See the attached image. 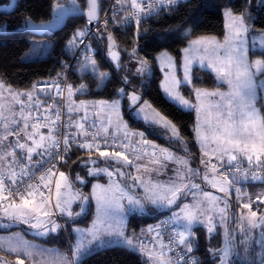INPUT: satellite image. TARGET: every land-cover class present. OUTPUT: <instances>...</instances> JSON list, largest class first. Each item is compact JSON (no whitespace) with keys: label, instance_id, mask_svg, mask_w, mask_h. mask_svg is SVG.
<instances>
[{"label":"snow or ice","instance_id":"obj_1","mask_svg":"<svg viewBox=\"0 0 264 264\" xmlns=\"http://www.w3.org/2000/svg\"><path fill=\"white\" fill-rule=\"evenodd\" d=\"M179 3L180 0H116V5H120V8H116L115 5L112 6V20L105 19L104 25L107 28V25L112 22L120 27L134 20L136 36L140 37L142 17L158 15L161 12H171ZM129 4L130 7H125ZM260 4L264 6V0H260ZM70 5L74 9L78 8L76 0H70ZM15 6L16 0H12V3L4 7V11ZM86 9L88 24L93 21L99 22L98 12L101 10V6L98 0H86ZM121 9L126 15H116ZM52 11L55 13L54 19L34 24L31 18H26L25 26L50 29L63 19L68 9L65 5L56 3ZM224 16L227 23L223 43H220L215 37L201 36L190 39L188 46L181 49V52L184 53L182 79L177 78V64L173 57L167 51L159 53L156 60L159 61L162 70L167 69L164 80L161 82V88L164 94L180 108L196 111L197 123L194 126V131L204 155L209 154L207 149L209 144H212L215 146L212 152L219 155L221 167L224 157H227L229 171L233 167V162L239 158L246 159L250 166L254 164L257 168H264V114L261 113V108H264V103H261V100H264V97L258 99L257 95V87L264 88V79L257 81L258 76H264V59L249 60L248 38L256 30L248 12H241L237 15L229 7L225 9ZM0 28L6 31L8 21L0 23ZM143 31L147 32L146 29ZM190 32L191 29L185 34L186 38ZM256 34L260 37V47L264 48V29L259 30ZM89 35L90 29L87 26L84 29H77L69 43L73 46L77 42L83 44ZM103 38L102 33L100 39ZM107 40L109 56L119 68L120 54L114 50L116 47L115 38L109 33ZM252 43L255 47L256 40H253ZM131 55L136 56L135 49ZM197 61L202 68L206 67L213 72L218 82L227 84L228 91L222 92L219 89L208 91L194 87L193 64ZM137 63L139 67L136 68L133 76L147 77L151 72V62L146 58H138ZM88 67H91L93 75L100 80L109 75L107 72H97L96 61L85 56L82 68ZM57 75L59 76L60 73ZM123 82L127 86L132 83V80L126 74ZM53 86L56 89V96L63 97L61 85L54 83ZM189 86L192 87L196 103H192L182 94V89ZM87 87L86 84H80L74 89L73 85H66L65 106L67 112L69 114L78 113L81 108H84L85 115L80 119H75L70 115L67 122H62L61 106L55 103V98H53L52 104L43 107L44 101L38 98L33 100L35 85H33V91L27 93L13 92L0 79V90L8 91L12 101L21 105L18 115L20 121L23 122L21 127L15 119L17 113L13 112L10 106L0 104V119L4 121L3 131L0 134V217L27 224L32 229L39 230L41 235L56 233L64 227L53 218L57 214L60 218H67L66 224L75 223L76 218L85 211L84 204L89 202V196L84 195L79 190L73 191V178L70 174L60 171L57 164L53 162L60 161L66 164L73 147L88 151L86 161L78 158L79 163L87 168V176H99L103 173L109 177L108 186L100 184L92 186L91 199L96 201L97 218L92 227L87 229L76 227L71 230L78 234V240L71 246L70 255L57 254L55 259H36V257L45 256L44 250L34 251L26 243L22 241L13 242L11 239L7 242L6 247L0 245V248L16 254L15 264H25V259L30 260L32 264H78L82 255L87 254L91 247L97 245V242H100V246H102V237L115 236L129 247L138 250L142 255L146 254L149 264H199L194 256H190L197 239L193 226L200 224L211 235L217 229L215 223L217 218L221 226L230 218L227 202H225L224 207H220L221 197L204 191L200 184L194 182L200 175L199 169L188 167L186 159L177 158L176 154L169 148L160 147L148 139V135L162 134L169 143H184L177 125L149 101L143 100L142 95L135 88L130 92L126 90V87L119 88L117 95H127L131 113L136 120H142L147 126L145 131L130 130L129 124L120 115L119 99L110 102H94L93 106H99L100 111L107 109V124L101 123L95 132L90 131V128L95 127V123L93 122L88 126L85 124L88 120V103L81 101L77 105L72 100L74 90L82 92ZM24 95L28 97L27 104L21 100ZM210 97H219L220 100L211 103L209 102ZM258 104L260 107H257ZM33 108L36 109L35 116L32 113ZM52 109L55 111L53 112ZM5 112H12V118L6 116ZM99 114L100 112H97V116ZM12 125L15 127L13 128ZM73 127L76 132L68 131ZM112 127L115 128V131L111 133L112 144L109 146V129ZM43 128L48 130L46 135L41 132ZM118 132L123 133V140L117 148L116 135ZM61 135L63 136L62 143ZM10 136L16 137L14 144L12 142L5 143ZM102 143L104 145L103 150ZM109 147L113 150H108ZM149 147L152 149L150 156ZM129 149L136 154V160L142 158L140 155L142 153L143 156H149V162L152 165L160 166L164 161H174L180 167L175 170V177L170 178L167 182L153 181L151 178L143 179L140 175H135L130 176L132 185L121 186L112 180L114 172L109 170L108 165L114 160L116 164H120L122 161L125 166H133L134 161L126 154ZM93 151L97 153L99 158H103L105 167H100L98 160L93 159ZM35 156H39L41 159L34 161ZM204 163L205 161L202 159L201 164ZM88 164L93 166L88 167ZM45 165L49 166L45 168ZM134 166L137 168V172L143 167L145 172L157 171L158 173V168H149L147 165L141 166L139 164ZM217 168L218 166L213 164L211 171L214 175L209 178L205 173L203 179L218 192L227 194L237 177L235 175L230 177L227 172H220L215 175ZM182 169H186V171ZM37 171L40 172L38 177L36 176ZM115 171L121 177L125 176V173L119 168H116ZM237 171H239L238 166ZM243 178H248L246 172L243 174ZM252 178L259 179L260 177L253 173ZM74 180L81 184L86 182L85 176L79 172ZM53 181L55 183L54 193ZM135 185L143 187L145 192L143 199L130 195L126 190L127 187ZM239 191L237 189L238 193ZM189 193L193 196L192 203L183 204L180 207L177 202ZM123 199L128 201V211L143 212L149 204L156 210L171 208L172 206L180 207L179 213L173 212L172 216L162 221L161 225L155 229L149 226V232L155 231L153 240L158 242L159 250H157L156 244L149 250L148 246L139 239L126 235L119 227L118 219L115 225L110 222L112 218L117 217L125 210L120 203ZM257 200L264 203V199H261L260 196H257ZM76 201L81 202L80 212L73 210L72 206ZM241 207L248 210L247 215L241 214L240 216V228L245 237L242 242L246 245L245 253L249 252L247 247L251 240L249 233L254 229H260L259 239L256 243L264 249V215L258 216L257 211L252 209L251 200L248 203H243ZM169 226H172V230L168 236V244H165L161 235V228H168ZM229 236V231L225 229L223 246L209 249L216 258L217 264H230V257L234 254V248ZM177 247L181 249L180 252L176 251ZM165 249L168 252H173L174 255L168 256ZM21 255L25 259L20 258ZM257 256L259 257V264H264V250L257 253ZM244 260L247 261V256L244 257ZM0 264H11V262L0 256Z\"/></svg>","mask_w":264,"mask_h":264},{"label":"trees","instance_id":"obj_2","mask_svg":"<svg viewBox=\"0 0 264 264\" xmlns=\"http://www.w3.org/2000/svg\"><path fill=\"white\" fill-rule=\"evenodd\" d=\"M67 4L66 0H16V6L13 10L5 12L0 11V23L8 21L7 30L0 28V79L4 84L20 90H28L33 85L46 80L58 79V73H62L66 63L71 57V46L69 40L71 35L77 29H84L87 21L84 17H74L60 29L54 32H46L43 35H36L26 30L25 19L31 18L35 24L47 22L54 19L53 7L55 2ZM10 0H0V5H6ZM81 10H86V0H76ZM101 4V0H99ZM232 8L236 14L247 11L252 17L254 29H264V6H261L260 0H186L180 2L171 12H167L152 20L140 37L129 38L121 35L112 27L101 28L91 39V47L94 49L93 56L99 66L104 70H110L111 75L102 88H98L99 79L91 73H81L77 68L72 72L70 84L74 89L80 84H86V90L78 91L77 98L80 100H112L116 98L117 89L126 87L131 90L135 88L142 95L143 100L149 101L155 108L162 112L168 119L172 120L178 127L180 135L190 146L191 155L194 157V163L199 159L198 147L194 139L195 115L192 111H186L169 101L162 93L160 82L162 73L156 64V56L167 51L176 60L177 64L181 62L182 52L190 39L201 36H212L222 38L225 34L223 12L226 8ZM191 32L185 36L186 33ZM103 33V39H100ZM111 33L115 38L118 51L120 52V67L113 68L108 61L107 36ZM33 37H50L54 41V47L51 53L43 60L24 62L22 57L31 46ZM136 50V56L131 52ZM264 51H252L250 57H259ZM136 61H134V58ZM138 58H146L151 62V76L140 77L133 76ZM80 61L79 66L81 65ZM78 66V67H79ZM194 87L201 89H216L222 87L218 84L215 76L208 70L194 67ZM128 75L132 83L125 86L124 76ZM183 95L194 100L192 87H184ZM260 107V105H259ZM125 116L131 121L132 126L145 128L142 122H135L124 106ZM264 114V108H261ZM70 158L66 164H63L62 170L70 175L79 167V160L88 157L87 150H80L73 147ZM79 158V160H78ZM76 161V163H73ZM95 179V178H94ZM89 180L85 186L86 194L89 193ZM250 191L264 187V183H247ZM170 211H160L148 213L146 215L133 214L129 218L128 233H138L144 227L151 223H158L160 218L167 216ZM92 216L90 210L85 218L88 222ZM17 225V226H16ZM9 231L21 229V224H16ZM196 243L192 255L199 261V264H217L216 258L209 251L213 247L214 236L207 240L206 235L201 229L196 228ZM69 238V235H67ZM45 244H57L61 248H66L64 234L61 233L58 239H38ZM215 247V246H214ZM0 256L13 264L16 256L0 252ZM30 264L29 262H25ZM78 264H149L148 257L136 251L121 246L108 247L92 253L85 257Z\"/></svg>","mask_w":264,"mask_h":264},{"label":"rangeland","instance_id":"obj_3","mask_svg":"<svg viewBox=\"0 0 264 264\" xmlns=\"http://www.w3.org/2000/svg\"><path fill=\"white\" fill-rule=\"evenodd\" d=\"M184 1H186V0H180V2H184ZM10 3H12V0H10V2L8 4H10ZM8 4H6V5H8ZM6 5H0V11H4V7ZM13 8H10L8 11L13 10ZM8 11H5V12H8ZM223 18H224V27H225L227 21H226V18L224 16V12H223ZM255 30L256 31L251 33L249 35V38H248V45L247 46L249 48V60L250 61H255L256 59H261L259 57L251 58L250 52H252V51H264V48H261L259 45V38L260 37H259V35L256 34V32H258L259 30H257V29H255ZM225 34H226V28H225ZM225 34L221 39L217 38V37H215V38L220 43H223ZM205 37L211 38L212 36H205ZM196 38H198V37H196ZM196 38H193V39H196ZM253 40H256L255 47H253V43H252ZM187 46H188V43L185 47H187ZM53 47H54V41L50 37H33V38H31V46H30L29 50L22 57V60L24 62L43 60L51 53ZM114 50L118 51V49H115V48H114ZM132 52H131V54H132ZM93 53H94V49L92 47H89L85 56H87L89 59L95 60ZM119 54H120V52H119ZM107 56H108V61L111 64V66L113 68H118L116 66V64L114 62H112L111 57L109 56V53H108V48H107ZM183 57H184V53H182L180 64H177L175 58L173 57L174 61L177 64V73H176L177 78H181V79L183 77V68H182ZM133 58H134V61H136L135 57H133ZM83 63H84V58L82 59L81 65L77 68V71H79L81 73L88 72V73L93 74L91 67L82 68ZM156 64L162 73V80H161V82H162L164 80V75H165V72L167 71V69L162 70L161 66L159 64V61H157V60H156ZM194 67H199L201 69L210 71L206 67L202 68L198 61L193 64V68ZM253 71L255 72V69H253ZM97 72H107L109 74L103 80L99 79L98 88H102L105 85V83L107 82V80L109 79V77L111 75V71L102 69L99 66V64L97 63ZM211 73L215 76V74L213 72H211ZM150 76H151V72L148 74L147 77H150ZM260 79H264V76H258L257 77V81H259ZM161 82H160V88H161ZM217 83L222 85V87H219L216 89H206V90L215 91V90L219 89L222 92L228 91L227 84H222L218 81H217ZM189 87H191V86H189ZM11 90L13 92L27 93L29 91H33V87L28 89V90H20V89H13V88H11ZM126 90L128 92L131 91L128 89H126ZM161 91H162V88H161ZM0 92H2V95H0V104L10 106L12 108L13 112L17 113V115L15 116V119L20 123V125L22 127L23 122L20 121V117L18 115L21 105L16 104L12 101L11 96L9 95L8 91L0 90ZM37 93H39V92L35 89L34 95H33V100H35ZM162 93L169 101H171L164 94L163 91H162ZM77 94H78V91L74 90L72 100L75 101V103L77 105H79L81 101H85V100H80L79 98H77L76 97ZM257 95H258V99L261 97H264V88H261L258 86L257 87ZM24 96H25V99H23ZM24 96L21 97V100L24 101L25 104H27L28 103V97L26 95H24ZM114 99L120 100V115L123 117L124 121L129 124L130 130L135 131V132L145 131L147 126L143 123L142 120H136L134 118V115L131 113V109L129 108L130 101H128L127 95H124V96L118 95ZM114 99H112V100H114ZM112 100H104L103 99V100H87V101H85L88 103V108H87L88 120L85 122L86 126L93 124V122L95 123L96 128H99L101 123H104L106 125L107 124V109H105L104 111H100L99 106L94 107L93 105H94V102H97V101H109L110 102ZM219 100H220L219 97H210L209 98V102H211V103H215ZM190 101L192 103H196L195 95H194V100H190ZM171 102L174 103L173 101H171ZM261 103H264V100H261ZM174 104L177 105L176 103H174ZM124 106H126V110L129 114H131V117L133 118V120L136 123L142 122L145 125V128H140V127H136V126L131 125V121L125 116ZM257 107H259V104L257 105ZM183 110L194 112L195 125H196V123H197L196 111L194 109H183ZM97 112H100L99 116H97ZM5 115L8 116L10 119L12 118V112H5ZM69 115H71L75 119H80V118L84 117L85 110H84V108H81L78 113L74 112V113H71ZM113 119H115V117H113ZM3 123H4V121L2 119H0V134H2V131H3V129H2ZM12 127L14 128L15 125H12ZM29 130H31V128H29ZM114 131H115L114 127L110 128L108 137H112L111 133ZM194 135H195V143H196L197 138H196L195 131H194ZM148 139L153 141L155 144L159 145L160 147L169 148L171 151H173L176 154L177 158L186 159L188 161V167L193 168V169H199L200 175H199V177H197L195 179L194 182L200 184L204 191H208V192L212 193L214 196L221 197L220 207H224L225 202H227V204H228V216L230 218L227 220V222L223 226L220 225V221L217 218L215 221V223L217 224V229L211 235H209L207 233L206 228L200 224H195L193 226L194 231L196 228L201 229L204 232V234L206 235L208 241L210 240L211 237L214 236V239L212 242L213 247L210 248V249H214V248H219V247L223 246L224 239H225L224 233H225V229H227L230 233L229 239L231 240L233 248H234V254L230 257V264H259V257L257 256V253H260L262 250H264L261 248L260 244L256 243V241L259 239L260 229H254L249 233V235L251 236V240L248 242V245H247V247L249 248V252L245 253L244 248L246 245L244 243H242L245 240V237H244V234L241 232V228H240V216H241V214H244V215L248 214V210L243 209L241 207V205L243 203H248L250 200L252 202V209L257 211L258 216L264 215V203H261L260 200H257V196H260L261 199H264V187H260L259 189H254L253 191H250L249 187L247 186V183L249 181L247 179H244L243 176L235 175L237 177V180L235 183L232 184L228 193L226 194V193L218 192L215 188H213L210 184L205 182L203 179V176L205 175V173L209 176V178H212V176L214 175V173L211 171V168L213 165V159L216 157L220 158L219 155L213 154V152H212V149L215 147L214 145L209 144L208 149H207L209 154L204 156L205 163L201 164V162L199 160L197 161V163H194V157L191 155L190 146L187 143V141L184 138H182V136H181V139L184 142L183 144H180L177 142L169 143L168 139H166L162 134L148 135ZM15 140H16L15 136H10L8 138V141H6L5 143L12 142L14 144ZM122 140H123V133L118 132L116 135V142L120 144V142ZM109 146H111V145H109ZM120 150H123V149H120ZM17 151H19V150H17ZM148 152H149V156H150V154L152 152L151 147L148 148ZM126 154L134 161V165L139 164L141 166L147 165L149 168H158V173H157V171L145 172L143 167H141L139 172H137V168L134 165L133 166H125L122 161L120 162V164H116L115 161L113 160L112 163L110 165H108V167H109L110 171L114 172V176L112 177V180L115 183H119L121 186L132 185V180H131L130 176H135V175H140L143 179L151 178L153 181L167 182L170 178L175 177V175H176L175 170L178 167H180L174 161H164L162 163V165H160V166L152 165L149 162V156H143L142 153L140 154L142 156V158L140 160H136V158H135L136 154L132 153L130 149L126 151ZM92 157H93V159L98 160L100 167L106 166L105 164H103L100 161V159H102V158H99L95 151L92 152ZM224 158H227V157H224ZM87 159H88V157L83 159V160L86 161ZM25 163H27V161H25ZM92 166L93 165L88 164V167H92ZM116 168H119L121 171H123L125 173V176L121 177L119 175V173L115 171ZM182 170L186 171V169H182ZM62 171H64L66 174H69L65 170H62ZM78 172L85 176L86 182L84 184H81L79 181L74 180V178ZM215 175H218V173H216ZM70 176L73 178V181H74L73 191L79 190L84 195L89 196V202H86L84 204L85 211L79 217L76 218L75 223H67L66 224L65 221L67 218L66 217L60 218L59 215L57 214L53 218L56 219L57 222L60 223L61 225H64V227L56 233H50L48 235H41V234H39V230L32 229L27 224L18 223L15 221H9L6 218L0 217V230L3 229L2 231H4L6 229V227L7 228L11 227L12 224H14V225L15 224H21L20 230L22 231V232H13V233H5V232L1 233L0 232V245H4L6 247L7 242L11 239L13 242L22 241V242L26 243L27 245L31 246V248L34 251L35 250H44L45 256L44 257H36V259H42V258L43 259H55L57 254H69L70 255L71 246L74 245L78 240V234L72 232L71 230L73 228H76V227H79L82 229H87L89 227H92L93 222L97 218L96 201L91 199L92 186L94 184H100V185H104V186L109 185V177L107 175L101 173L99 176H87V168H85L81 163L79 164V167ZM229 176L231 177L233 175H229ZM91 179H93V180L90 184L89 193L86 194L85 186L89 180L91 181ZM237 189L240 190L239 193L237 192ZM126 190L128 191V193L130 195L136 196L140 199H143V197L145 196V192H144L143 187H140L138 185L127 187ZM54 192H55V189H54ZM192 201H193V196L191 193H189L187 196L182 197L177 203L180 205V207H182L183 204H191ZM80 203H81L80 201H76L73 204L72 207H73L74 212H80ZM120 203L124 206L125 210L122 213H120L117 217L112 218V220L110 222L115 225L116 221L118 219L119 220V227L126 233V235L133 236L134 239L148 238L151 240V237H154L155 231L149 232L148 231L149 226H152L155 229L158 226V224H157V222L151 223V224L147 225L146 227H144L138 233H128V222H129V218L131 215H133V214L146 215L148 213H155V212L168 210V211H170L168 216H167L169 218L170 216H172L173 212H176V213L180 212V207H177V206H172L171 208H164V209L156 210L150 204L147 205L146 210L143 212H141V211H128L127 210L128 209L127 199L121 200ZM90 207L92 210V216H91L90 220L88 222H86L85 218H86V216L90 210ZM230 209L232 210L231 216H230ZM61 233L64 234V237H65V240L67 243L66 248H61L57 244H51V245L50 244H43V243L35 240V238L58 239L59 236L61 235ZM66 234L69 235L68 239L66 238ZM123 245H126V244L122 240H120L118 237H115V236L102 237V246H100V242H97V245L91 247L89 252L87 254L82 255L81 258H83V257L85 258V257L91 255L93 252L105 249L107 247L123 246ZM0 252L9 253V252L3 250L2 248H0ZM9 254H12L14 256L16 255L13 253H9ZM245 256H247V261L244 260ZM16 258H15L13 264H15ZM20 258L24 259V257L22 255ZM26 260L30 264H32V262L30 260L25 259V262H26Z\"/></svg>","mask_w":264,"mask_h":264},{"label":"built area","instance_id":"obj_4","mask_svg":"<svg viewBox=\"0 0 264 264\" xmlns=\"http://www.w3.org/2000/svg\"><path fill=\"white\" fill-rule=\"evenodd\" d=\"M100 4V3H99ZM115 5L116 8H120V5H116V0H101V11H100V15H99V22L97 21H93L91 24H88L87 22V28L90 29V35L85 38L84 43L80 44L79 42H77V44L75 46H73L72 44H68V46H71V57L68 60V62L66 63V66L64 68V70L62 71V73L60 74L58 79H51V80H46L44 82H39L37 84H35V89L39 92V94L45 99V106L46 107L48 104H52L53 103V98H55V103L59 104L61 106V121L62 122H67L68 121V113H67V107L65 106V101L67 98V88L66 85L70 84V80H71V75L72 72L78 68L80 61L84 58L85 54L87 53L89 47H91V39L96 35V33L101 29L104 28V20L108 19L109 21L112 20V16H113V10H112V6ZM178 6V5H177ZM176 6V7H177ZM125 7H130L129 5H125ZM175 7V8H176ZM167 12H161L158 15L154 14L152 16H144L142 17V25H141V35L144 32L143 30L145 29V27L154 19H156L158 16L165 14ZM116 15L118 16H124L126 15V13L121 9L120 11H118L116 13ZM107 27H112L114 29H116L121 35L123 36H127L129 38H134V40L137 38L136 36V24L134 20L129 21V23L127 25H121L120 27H117L115 23L110 22ZM73 34L71 35L70 40L72 39ZM69 40V41H70ZM88 47H85V46ZM117 48V45L115 47V49ZM54 83H58L61 85V91L63 93V97L60 96H56V89L53 86ZM43 110V108L41 109V111ZM52 111L54 112L55 109H52ZM32 113L35 116L36 113V109H32ZM97 130L96 127H92L90 128V131L95 132ZM41 131H48L46 128L41 129ZM68 131L72 132L71 129H68ZM61 139V143L63 141V136L61 135L60 137ZM112 144V137H108V145ZM104 148V145L102 143V149ZM54 163L57 164L58 168L60 171H62V167L63 164L60 161H53ZM213 164L217 165V173L219 174L220 172H227V174L229 175H238V176H243V174L246 172L248 175L247 180L249 181V183L251 184H261L264 183V168H257L255 167V165H249L247 160H244L243 158H239L237 161L233 162V167L231 168V170H228V165H227V158H224L223 161V166L221 167V160L220 159H216L213 161ZM49 165H45V168H47ZM237 166L239 168V171H237ZM37 167H39L37 165ZM255 173L257 176H259V179H253L252 178V174ZM40 175V172L37 171L36 172V176L38 177ZM58 175V173H57ZM52 189H53V193H54V189H55V183L53 181L52 184ZM168 217L167 216H163L162 218H160V220L158 221V225H161L162 221L167 220ZM172 230V226H169L168 228H161V235L163 238V241L165 244H168V236L171 233ZM66 238L67 234H66ZM177 252H180L181 249L179 247H177L176 249ZM174 253L173 252H169V256H173ZM191 256V255H190Z\"/></svg>","mask_w":264,"mask_h":264},{"label":"crops","instance_id":"obj_5","mask_svg":"<svg viewBox=\"0 0 264 264\" xmlns=\"http://www.w3.org/2000/svg\"><path fill=\"white\" fill-rule=\"evenodd\" d=\"M40 99V100H42V101H44V104H45V99L39 94V93H37V96H36V98H35V100L36 99ZM23 99H25V96L23 97ZM45 105H43V107H44ZM34 109V108H33ZM69 114H68V119H69ZM71 130H72V132H76V129L73 127V128H71ZM44 134H47V131H42ZM194 139H195V135H194ZM30 143V142H29ZM119 143H117L116 142V145H117V148L119 147V145H118ZM196 145H197V147H198V151H199V161L201 162V160L203 159L204 160V154H203V152H202V150H201V145L196 141ZM103 150V149H102ZM108 150H113L111 147H109L108 148ZM41 159V157H39V156H35L34 157V161L35 160H40ZM215 160L216 159H220V158H214ZM214 159H213V161H214ZM244 160H246V159H244ZM100 161L104 164V162H103V158L102 159H100ZM200 164V163H199ZM198 165V164H197ZM238 176V175H237ZM104 182V181H103ZM168 216V215H167ZM158 224V223H157ZM156 224V225H157ZM16 225V224H15ZM14 224H12V226L11 227H6V229L4 230V231H2V230H0V232L1 233H3V232H5V233H13V232H22L20 229H16V230H13V231H9V229L10 228H12L13 226H15ZM17 226V225H16ZM154 234V233H153ZM154 236H155V234H154ZM38 239H40V238H35V240L36 241H38ZM140 241H142L144 244H146L147 246H148V249L150 250V249H152L153 248V246H154V244H156L157 245V250H159L158 249V242L157 241H154L153 240V237H151V240L150 239H148V238H145V239H143V238H140L139 239ZM38 242H40V241H38ZM42 243V242H41ZM43 244H45V243H43ZM111 247H113V246H111ZM121 247H125V248H127V249H130V250H133V251H136V252H138V253H140L138 250H136V249H133V248H131V247H129L128 245H123V246H121ZM108 248V247H107ZM194 248H195V246H194ZM165 252H166V254L169 256V252H168V250L167 249H165ZM94 253V252H93ZM141 254V253H140ZM191 256H193L192 255V253L190 254ZM16 256V255H15ZM144 256H147L146 254H144ZM25 259V258H24ZM82 259H84V257L83 258H81L80 259V261L82 260ZM27 261V260H26ZM28 262V261H27Z\"/></svg>","mask_w":264,"mask_h":264},{"label":"water","instance_id":"obj_6","mask_svg":"<svg viewBox=\"0 0 264 264\" xmlns=\"http://www.w3.org/2000/svg\"><path fill=\"white\" fill-rule=\"evenodd\" d=\"M66 2H67V4H63V5H65V7L68 9V11L65 13L63 19L59 23L55 24L54 27H52L50 29H38V28H29V27H27L26 30L31 32V33H33V34H36V35H43V34H45L48 31H50L52 33L54 31L60 29L61 27H63L67 23V21L69 19L74 18V17H84L85 20L87 21V16H86L87 9L86 10H81L79 8L77 2H76V5L78 6V8L74 9L70 5V0H66ZM98 2H99V0H98ZM56 3H59V1L55 2V4ZM100 11L98 12V17L100 15ZM54 16H55V13L53 12V17ZM231 215H232V210L230 209V216Z\"/></svg>","mask_w":264,"mask_h":264}]
</instances>
